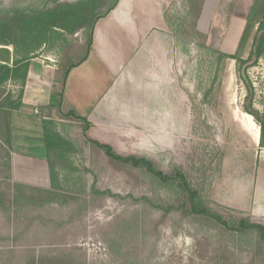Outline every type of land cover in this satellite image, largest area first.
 Instances as JSON below:
<instances>
[{
	"label": "rangeland",
	"instance_id": "rangeland-1",
	"mask_svg": "<svg viewBox=\"0 0 264 264\" xmlns=\"http://www.w3.org/2000/svg\"><path fill=\"white\" fill-rule=\"evenodd\" d=\"M79 1L0 0V16ZM111 2L103 0L99 12ZM199 2L128 0L126 26L108 16L97 22L100 60L111 53L124 64L112 94L86 117V136L119 154L152 159L164 171L180 167L226 217L264 222V149L259 125L243 110L248 90L239 78L245 73L254 92L250 104L262 112L264 59L245 69L221 58V29L196 25ZM85 41V29L72 35L39 29L8 47L14 60L37 61L55 70L57 80L59 67L84 57ZM103 66L91 58L75 69L69 95L79 101L94 96L104 83ZM3 88L16 97L22 92L21 81ZM50 122V136L61 140L52 155L56 176L38 169L39 177H20L31 184L10 180L7 150L0 147V264H251V238L165 213L160 207L176 199L174 187L140 170H113L81 129ZM18 182L23 189L15 193Z\"/></svg>",
	"mask_w": 264,
	"mask_h": 264
},
{
	"label": "trees",
	"instance_id": "trees-1",
	"mask_svg": "<svg viewBox=\"0 0 264 264\" xmlns=\"http://www.w3.org/2000/svg\"><path fill=\"white\" fill-rule=\"evenodd\" d=\"M205 0H200L198 13L196 17V25L200 19L202 7ZM103 0H81L73 4H58L52 9L33 10L26 12L22 10H13L10 13L0 16V46L13 45L18 47L24 43L29 36L39 29L60 30L66 34L72 35L77 31L86 30V54L84 57L75 63L68 66L59 67L56 84L51 96L49 107L53 109L59 119L66 120L81 129L88 142L102 155L107 162V165L113 170L124 174V170L133 169L145 172L148 176L159 180L166 186H172L176 190V199L169 204L162 205L165 213L177 212L183 217L200 219L207 224L225 231L232 236L251 238V264L260 262L264 264V222L253 219L251 217L234 216L226 217L219 209L211 206L200 195L199 191L194 188L185 172L180 168L164 171L152 159L136 155H122L117 153L114 148L106 143H101L97 140L86 136L90 129V123L86 118L76 115L74 112L63 114L61 106L64 98V91L67 78L73 68L78 67L88 58L89 52L93 45L94 30L97 22L114 11L120 3V0H112L105 12H99ZM221 58L233 60L239 66H245L248 69L250 66H255L258 62L264 59V17L259 24V27L253 37V43L249 55L246 59L236 58L219 51ZM31 59L14 60L13 66H0V147L6 148L7 171L11 180V150H12V113L18 111L22 106L23 93L17 97L8 93L3 88L7 82L21 81L22 88L27 79ZM239 78L247 86L248 95L243 110L250 115L260 127V142L259 147L264 149V109L262 112L253 109L250 100L254 95L253 88L247 80L245 73H239ZM264 108V100H263ZM50 121L45 122L46 125V142L47 149L50 154L56 152L61 146V140L56 136H50L47 130V125ZM50 171L52 168V158L49 157ZM51 176H56L53 172ZM54 183V180H53ZM13 191L20 192L23 185L13 183ZM44 195H52L53 191L45 189H33ZM0 191V201H2Z\"/></svg>",
	"mask_w": 264,
	"mask_h": 264
},
{
	"label": "crops",
	"instance_id": "crops-1",
	"mask_svg": "<svg viewBox=\"0 0 264 264\" xmlns=\"http://www.w3.org/2000/svg\"><path fill=\"white\" fill-rule=\"evenodd\" d=\"M128 9V0H120L117 8L108 17L119 22L122 26H126L127 20L125 18L127 16L124 17V15L127 14ZM263 17L264 0H205L198 20V28L204 31H208L213 27H215L214 29H221L220 51L236 58L245 59L249 55L253 37ZM146 28L148 29V26ZM100 43H102L101 39L96 43L94 32L92 48L88 58L81 65L85 66L90 63L91 58H94L98 66L104 64L101 75L104 83L101 82L99 85L101 89H96L95 95H90L89 100L79 101L71 97L69 91L67 92V88L69 90V83L72 80V74L76 71L75 69L82 66L73 68L65 85L61 106L63 114L74 112L76 115L86 118L97 107L99 111L100 104L112 94L113 86L118 79V71L124 63L113 57L111 53L109 60L101 55L103 59L101 61L100 54L96 51L98 46L101 47ZM103 49L102 46V51ZM102 51L101 53H103ZM36 62L34 60L30 62L27 79L22 88V106L18 111L13 112L11 116V178L13 176L16 180L19 179L28 184L32 183H30L28 177L23 180L20 177L34 174L39 177L38 169L43 170L45 174L48 173V177L50 175L49 157L52 158L54 152L50 154L47 149L45 122L55 119L67 122L59 119L56 112L49 107L56 84V73L54 75L56 71L48 69V67L44 68ZM43 69L49 70L51 75L43 78ZM66 100L69 101L68 104H66ZM249 117L252 118L250 115Z\"/></svg>",
	"mask_w": 264,
	"mask_h": 264
},
{
	"label": "water",
	"instance_id": "water-1",
	"mask_svg": "<svg viewBox=\"0 0 264 264\" xmlns=\"http://www.w3.org/2000/svg\"><path fill=\"white\" fill-rule=\"evenodd\" d=\"M14 63L13 50L8 46H0V66L12 67Z\"/></svg>",
	"mask_w": 264,
	"mask_h": 264
}]
</instances>
